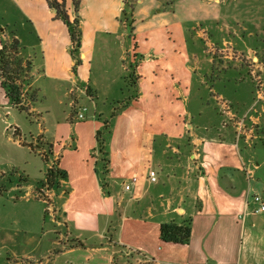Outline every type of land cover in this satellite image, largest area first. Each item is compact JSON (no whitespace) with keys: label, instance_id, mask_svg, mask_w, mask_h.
Masks as SVG:
<instances>
[{"label":"crops","instance_id":"1","mask_svg":"<svg viewBox=\"0 0 264 264\" xmlns=\"http://www.w3.org/2000/svg\"><path fill=\"white\" fill-rule=\"evenodd\" d=\"M13 1L18 10L22 7L24 20L31 21L28 33L42 38L47 57L45 36L52 34V25L44 33L31 0L30 3ZM37 1L50 16V22H54L51 20H55L56 9L50 8L46 0ZM147 1L135 0L137 24L134 23L133 32L118 20L124 0H91L89 4L83 0L84 10L79 6L81 14L88 11L97 18L90 32L84 33L80 52L89 67L97 46L109 56L115 45L129 42L130 65L134 64L138 75L137 93L133 98L136 116L120 128L116 123L115 131L118 128L123 136L112 139L108 145L106 183L98 174L97 157L93 156L96 133L101 127L96 115L86 121L67 123L64 130L55 127L48 150H43L44 158L53 159L54 167L66 171L67 178L57 179L58 185L54 188L43 183L41 190L46 189L47 196L62 199L60 220L52 221L55 229L43 230L41 237L37 230H24L22 237L15 233L9 242L0 241L1 247L9 251V256L0 260V264H264V236H255L259 220L250 207V189L245 184L247 173L244 175L234 145L226 143L222 135L208 138L195 132L189 117L187 97L193 72L198 68L192 65L187 42L189 30L182 21L200 3L211 28L223 27L215 9L222 0H180L171 8L166 6L167 0H151L148 7L137 11ZM180 2L183 4L179 5ZM65 5L70 13L69 0H65ZM179 11L180 15L184 14L182 19ZM152 12L155 14L151 15ZM83 23L86 31L85 18ZM202 27L198 37L209 29L207 25ZM0 30L8 37L6 29ZM14 32L26 44L20 31ZM70 43L71 39L66 36L64 52L70 50ZM230 44L215 50L231 51ZM192 55L197 60V55ZM224 55L231 58L226 52ZM258 55L256 49L249 58L254 61ZM73 63L72 60L65 74L55 77L64 85L65 95H72L76 100L84 96L98 97L102 90L97 82H92L91 73L85 81L70 70ZM125 69L128 70L127 65ZM118 82L113 78L111 88ZM110 86L107 87L110 89ZM4 96L0 80V108L5 109L11 104ZM255 112L249 119L250 126L243 130V139L251 143L264 138L257 131L261 127L260 111L255 109ZM8 122L12 123L13 119ZM200 125L208 130V123ZM194 165L197 169L193 168L192 174ZM260 166L256 163L254 167ZM150 168L159 173L155 182L148 178ZM134 175L139 177L138 181L126 191L124 183ZM115 214L119 218L114 220ZM188 218H192L188 244L167 243L160 238L162 223L181 224ZM35 223L38 221H33V227ZM49 233L58 235L52 239L47 237Z\"/></svg>","mask_w":264,"mask_h":264},{"label":"rangeland","instance_id":"2","mask_svg":"<svg viewBox=\"0 0 264 264\" xmlns=\"http://www.w3.org/2000/svg\"><path fill=\"white\" fill-rule=\"evenodd\" d=\"M74 1L69 0L70 13L68 14L72 23L77 16L81 20L82 47L84 33L90 32L88 30L97 18L90 15L88 11L81 14L79 10H76ZM77 1L82 9L83 0ZM90 1L86 0V3L89 4ZM125 1L130 15L132 0ZM179 1L174 0V4ZM13 2V0H0V28L6 29L8 34V37H4L0 32V47L5 43L4 38L13 37V32L17 33L19 30L20 34L26 38V44L18 38L21 53L26 59L31 57L32 66L31 81H25V83L29 82L25 85V90L29 93L27 103L31 112L23 111L13 105L5 109L0 108V241L8 240V242L10 237L16 236L15 233L22 237L24 230H37L36 232H40L38 237H41L44 231L55 229L52 221L60 220L59 208L62 199L47 196V190L43 189V192L41 190L46 172L56 166L53 163L54 160L45 159L43 153V150L49 148L48 143L52 141L55 127L59 126L64 130L67 123L86 121L93 119L96 115L102 130L103 122L107 119L111 126V133L105 135L106 149H108L112 139L116 140L123 136L118 128L115 131L116 123L120 128L134 121L136 110L133 106V98L136 96L138 83L136 70L133 71L134 64L130 65L129 42H122L120 46L115 45L109 56L104 55L97 46L91 67L89 62L83 60L74 67L76 62L70 50L63 51L66 36L71 39L68 24L63 19H56L55 13L53 16L55 20H51L54 22H50V16L42 10L40 2L31 0L38 18L37 22L44 33L49 25H52V34L50 37L45 36L46 57L42 38L36 33L34 35L28 33L31 21L24 20L25 17L21 14L22 7L18 10ZM28 2L30 3V0ZM150 4L151 0H148L139 6L137 11ZM182 4V2L179 3V5ZM133 6L135 13V1ZM203 9L199 3L193 13L182 21L184 27L189 30L187 42L192 65H197L198 68L193 72V84L187 97L189 117L195 125V132L206 135L208 138H220L222 135L226 143L234 145L244 175L247 173L245 184L250 189V207L255 210L259 204L253 200L254 196L258 194L264 201V138L253 140L252 143L245 141L243 130L248 129L249 119L256 115L255 109H257L261 114L259 124L261 127L257 128V131L264 135L262 110L264 106V0H222L215 7L220 14L219 20L223 22V27L220 26L218 29L211 28V24L206 21ZM154 14L151 13V15ZM180 14L181 11L178 15L182 19L184 14ZM139 15L142 20V15ZM125 17L123 11H120L118 20L121 22ZM84 18L88 22L86 31H84ZM32 20L35 22L34 19ZM136 22L135 18L134 23ZM202 25L209 26V29L204 31L205 35L198 37L197 32L203 29ZM230 42L233 48L231 51L225 49L224 52L219 53L215 50L225 47L224 45ZM256 49L259 50V55L253 61L249 56ZM225 52L231 58H225ZM193 53L197 55V60L193 58ZM112 54H115L114 58ZM72 60L74 63L70 70L75 75L86 81L88 74L91 73L92 82L99 84L102 92L98 97L84 96L77 101L74 96L65 95L64 85L57 82L55 77L65 74ZM125 65L128 70L125 69ZM130 70L134 72L136 84L132 82L131 85L126 80ZM15 76L21 80L29 79V73L26 75L24 71L21 74L16 73ZM113 78L119 81L114 89L111 88ZM108 85H111L110 89ZM127 100H129L127 106L122 107L120 103ZM84 106L88 107V111L84 112L85 119L79 120L77 114ZM118 107L120 110L115 117H112ZM11 118L13 122L9 123L8 120ZM203 123L209 124L208 130L202 128L200 124ZM199 125L200 128H198ZM93 156L95 159L98 157L97 147L93 151ZM171 156L176 155L171 154ZM256 163L261 165L257 169L254 167ZM193 168L195 165L191 169L192 174L197 169L193 170ZM150 169L155 170L159 176L155 168ZM98 174L106 183L107 174L101 160L98 162ZM88 210H91L90 206ZM254 213L259 220L256 223L255 236H264V212ZM117 218L119 214H115L113 219ZM33 221H38L35 227H33ZM56 235L58 234L49 233L47 237L54 239ZM8 252L7 248L0 245V260H5L9 256Z\"/></svg>","mask_w":264,"mask_h":264},{"label":"trees","instance_id":"3","mask_svg":"<svg viewBox=\"0 0 264 264\" xmlns=\"http://www.w3.org/2000/svg\"><path fill=\"white\" fill-rule=\"evenodd\" d=\"M125 1V0H124ZM134 1L130 3L131 13L129 15V11L126 9L127 2L125 1L123 7V13L125 19L122 20V24L126 26L130 32L134 30ZM50 8L56 9L55 18L63 19L69 27L70 35H71V48L70 52L72 53L75 66L81 62L82 58L80 56L81 52V32H80V24L81 20L79 16H77L72 23L70 21V16L66 9L65 0H47ZM74 4L76 5V10H79V1L75 0ZM174 5V0H167L166 6L172 7ZM1 34L4 31H1ZM5 43L0 47V80L1 85L5 89L6 97L9 99L10 104L27 112L30 111V106L27 103V93L25 91V85L29 84L31 81V60L25 59L21 53L20 41L16 37L15 32H13V37H9L8 39L4 38ZM78 54V55H77ZM132 66V65H131ZM27 75L29 73V79L21 80L15 76L16 73H23ZM134 71V70H133ZM135 72V71H134ZM134 72H131L126 77L127 82L130 84L133 82L134 84L137 82L136 78L134 79ZM25 81H29L25 83ZM132 85V84H131ZM129 103V100L126 102H121L122 107H126ZM120 110L118 107L114 112L112 117H115L117 111ZM107 133H111V126L109 120H104L103 129L98 130L96 133L97 140V149H98V157L96 159V164L101 160L103 162V167L105 169V173H108V151L106 149L105 135ZM67 178V172L61 170L59 168H50L46 172L45 183L50 188H54L56 185L57 179H65ZM192 236V218L186 219L183 223L177 224L175 222L162 223L160 226V238L167 243H175V244H188L190 242Z\"/></svg>","mask_w":264,"mask_h":264},{"label":"built area","instance_id":"4","mask_svg":"<svg viewBox=\"0 0 264 264\" xmlns=\"http://www.w3.org/2000/svg\"><path fill=\"white\" fill-rule=\"evenodd\" d=\"M86 111H88V107L84 106V107L82 108V111L79 112V113L77 114V118H78L79 120H83V119H85V114H84V112H86ZM138 178H139V177H138L137 175H134V176L130 179L129 182L125 183V185H124V189H125L126 191H130V190L133 188V186L137 183ZM148 178H149L152 182L157 181V180H158V174H157V172H156L155 170H153V169H150V170L148 171ZM253 200L259 204V206L254 210V212H256V213L264 212V201H263L262 197H261L260 195L256 194V195L254 196V199H253Z\"/></svg>","mask_w":264,"mask_h":264}]
</instances>
